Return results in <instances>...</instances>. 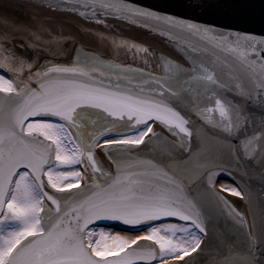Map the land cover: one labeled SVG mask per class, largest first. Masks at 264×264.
<instances>
[{
    "label": "snow or ice",
    "instance_id": "obj_1",
    "mask_svg": "<svg viewBox=\"0 0 264 264\" xmlns=\"http://www.w3.org/2000/svg\"><path fill=\"white\" fill-rule=\"evenodd\" d=\"M36 2L90 20L101 11L141 18L184 53L165 60L162 75L107 62L79 44L69 63L0 64L10 73L0 72V264H264V190L249 227L215 187L233 170L258 166L264 177V39L126 0ZM251 2L185 0L238 20L249 18ZM53 25L49 17L16 28L39 39ZM232 92L257 105L259 128L227 99ZM153 124L179 141L156 145L162 137ZM145 151L155 155L144 159ZM225 190L250 206L257 200L247 186ZM230 219L231 233L222 224ZM101 222L149 230L128 239L97 232Z\"/></svg>",
    "mask_w": 264,
    "mask_h": 264
},
{
    "label": "water",
    "instance_id": "obj_2",
    "mask_svg": "<svg viewBox=\"0 0 264 264\" xmlns=\"http://www.w3.org/2000/svg\"><path fill=\"white\" fill-rule=\"evenodd\" d=\"M128 3H135L139 6L142 7H150L153 8L154 10H161L164 12H167L169 14H174L177 16H181L184 18H189V19H194L198 22H203V23H211V24H216V25H221V26H226L229 27L235 31H240V32H249L255 36L257 40L264 39V19H262V12H264V4L261 3V0H252L251 2V14L249 18L245 20H238L233 18L230 15L225 14L224 12L219 11L218 9L215 8H207L205 10H199L195 8H190L187 7L185 4V0H126ZM11 6L5 3V0H0V8L3 7L6 10L1 11L0 10V16H4V19L9 20L11 17L18 19V20H23V21H28V15L29 14H38L40 18L42 17H48L51 13L50 10H47L46 8L43 7H37L34 8L33 6H28L23 3H19L13 0H10ZM19 5V6H16ZM12 13H15L18 15V17H13ZM56 15H64L65 12H58L54 11ZM99 14L102 15H107L111 17H116L124 21H128L130 23L136 24L138 26H141L143 28H146L147 30L155 33L154 34V39L149 38L146 35L141 34V32H138V38L145 43L149 44H155L153 46L159 47L160 49L163 50L167 55H170L172 57H175L179 60H181V55L184 53V46L179 43L178 41L173 40L170 36L164 35L163 34V29L161 26L156 25L155 23H150L148 27H145L144 21L141 18L134 17V16H128L124 17L121 14H116L109 12L108 14H103V12H98ZM66 16V15H65ZM69 16V15H68ZM62 17V16H59ZM71 17V16H70ZM118 26H129L128 24H124V22H119L117 23ZM130 27V26H129ZM136 32L138 31L137 28L132 27ZM125 29V28H123ZM65 30V29H64ZM67 31H71V29L66 27ZM126 31V30H124ZM126 33L128 34H134V32L128 30ZM158 35V37L156 36ZM135 35V34H134ZM136 36V35H135ZM164 37V38H163ZM165 38L171 40L168 41ZM176 42V43H175ZM182 45V46H181ZM183 47V48H182ZM161 57V56H160ZM104 59V58H103ZM170 59L162 56L159 60L162 62ZM107 62H111L107 59H104ZM71 60H67V62H59V63H69ZM175 61V60H174ZM178 61V60H177ZM121 65H126V64H121ZM130 67H134L131 65H127ZM138 69H141L139 67H135ZM146 72H151L155 75H162V70H157V71H147L143 69ZM24 79L27 80V77ZM33 86H35L33 84ZM227 99L231 100L234 104H237L238 106H241L245 110V114L251 113L255 120H256V127L259 128V121L261 119L260 116V110L258 109L257 105L253 103L247 102V100L239 95L236 92L228 93L226 94ZM209 107H214L213 104H209ZM214 117L219 119V113L216 111L214 114ZM252 125H249L248 132L249 134L251 133L252 130ZM74 131V129H72ZM155 131L161 133V140L155 141L156 145L159 146H164L166 145V142L172 141V142H178L179 137L176 136L173 133L167 132L166 129L158 126L155 124ZM75 132V131H74ZM151 135V134H149ZM243 139V135L240 137ZM147 139V137L145 138ZM96 155L97 158L103 163L104 168L112 173H115V164L109 159L108 155L106 152L101 151L98 149L96 150ZM155 155V153H149L148 151H145L140 154V156L144 159L150 158V156ZM89 172V177L88 180L90 183H95L96 178L93 176V173L90 168H88ZM224 180L226 182L232 183L235 187L239 186H247L248 189H251L254 195L257 196V200L254 202V206H250L249 202L246 198H243V204L235 201L233 198L229 196H225L215 185L216 191L228 201V203L234 208L237 212H240L243 217L245 222L251 226L252 218H253V208L258 212L259 211V193L264 190V177H262L258 166L256 168H250L248 169L245 173H238L235 170H233V175H220V177L216 180V182ZM174 221V220H170ZM158 223V222H154ZM234 221L233 220H228L226 224H223L224 230L228 231L231 233L232 231V226H233ZM100 226H106V227H111L119 230H125V231H133L136 229H132L131 226L123 225L121 222H101ZM238 226V225H237ZM146 227V226H141V228ZM97 230H100L97 228ZM107 231V230H104ZM109 231V230H108ZM114 232V231H110ZM235 238V237H233ZM141 243H149V242H141ZM195 255V254H193ZM207 255V252L205 253ZM199 260V257L197 258ZM174 264H181V262H174Z\"/></svg>",
    "mask_w": 264,
    "mask_h": 264
},
{
    "label": "flooded vegetation",
    "instance_id": "obj_3",
    "mask_svg": "<svg viewBox=\"0 0 264 264\" xmlns=\"http://www.w3.org/2000/svg\"><path fill=\"white\" fill-rule=\"evenodd\" d=\"M13 1L23 3L28 6L31 5L34 8L38 6L37 2L28 0ZM0 10L3 11L6 9L1 7ZM50 11V15L45 18H40L38 14H29L28 21L18 20L12 17L7 20L4 19V16H0V64L7 63L16 67L19 60H23L26 64L31 63L35 66L41 61L46 60H71L73 56V49L77 44H79L85 51H87V49H91L98 55L105 54L112 58L123 57L124 54L115 55L116 51L121 52L124 50L118 49L112 43L113 40L121 38L134 39L135 37L132 34L126 33L128 30L131 32L134 30L131 26H118L117 23L119 22L107 17L97 16L95 19L90 20L87 18H81L70 12H65L64 15H56L54 11ZM58 12L63 11L58 10ZM12 16L18 17L15 13H12ZM49 17L53 18L54 21L53 30L50 33L40 32L38 34L39 39L32 36V34L28 31H17V25L35 26L39 19H43L45 24H47ZM66 27L71 29V31H67ZM33 31H35V27H33ZM5 36H7L8 39L5 40ZM5 57H7V60H5ZM0 72L10 75L7 68L0 67ZM26 73L27 69H25L24 73H21L23 78L27 76ZM103 229L120 233L109 228ZM120 234L137 236L145 235L146 233L141 231L138 233Z\"/></svg>",
    "mask_w": 264,
    "mask_h": 264
},
{
    "label": "rangeland",
    "instance_id": "obj_4",
    "mask_svg": "<svg viewBox=\"0 0 264 264\" xmlns=\"http://www.w3.org/2000/svg\"><path fill=\"white\" fill-rule=\"evenodd\" d=\"M219 187H220V189L221 190H223V191H226V192H228V193H231L230 191H227V190H225L226 188H234L231 184H229V183H222V184H219ZM157 227H159V226H157ZM97 232H99V230H97ZM106 233H111V235H120V236H123V237H125V238H128V239H132V238H135V236L134 235H125V234H119V233H117V232H110V231H105ZM148 231H146L145 233H147ZM161 234H163V233H161ZM99 238V236L97 235L96 237H94V239H98ZM109 243H111V241H109Z\"/></svg>",
    "mask_w": 264,
    "mask_h": 264
},
{
    "label": "bare ground",
    "instance_id": "obj_5",
    "mask_svg": "<svg viewBox=\"0 0 264 264\" xmlns=\"http://www.w3.org/2000/svg\"><path fill=\"white\" fill-rule=\"evenodd\" d=\"M219 183L222 184V182H216L215 185L218 187L219 186Z\"/></svg>",
    "mask_w": 264,
    "mask_h": 264
}]
</instances>
